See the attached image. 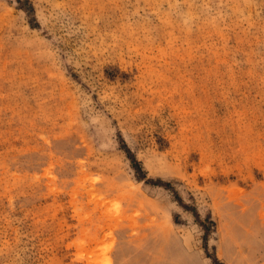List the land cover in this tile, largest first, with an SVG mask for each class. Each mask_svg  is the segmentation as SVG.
Segmentation results:
<instances>
[{"label":"rangeland","instance_id":"rangeland-1","mask_svg":"<svg viewBox=\"0 0 264 264\" xmlns=\"http://www.w3.org/2000/svg\"><path fill=\"white\" fill-rule=\"evenodd\" d=\"M0 264H264V0H0Z\"/></svg>","mask_w":264,"mask_h":264}]
</instances>
